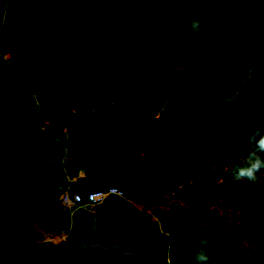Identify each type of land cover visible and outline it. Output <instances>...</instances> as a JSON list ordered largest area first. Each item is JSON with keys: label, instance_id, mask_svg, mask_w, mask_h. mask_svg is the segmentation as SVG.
<instances>
[{"label": "trees", "instance_id": "1", "mask_svg": "<svg viewBox=\"0 0 264 264\" xmlns=\"http://www.w3.org/2000/svg\"><path fill=\"white\" fill-rule=\"evenodd\" d=\"M257 126L264 0H0V197L69 264H264Z\"/></svg>", "mask_w": 264, "mask_h": 264}, {"label": "water", "instance_id": "2", "mask_svg": "<svg viewBox=\"0 0 264 264\" xmlns=\"http://www.w3.org/2000/svg\"><path fill=\"white\" fill-rule=\"evenodd\" d=\"M38 222L21 218L0 197V264H69L67 252Z\"/></svg>", "mask_w": 264, "mask_h": 264}, {"label": "clouds", "instance_id": "3", "mask_svg": "<svg viewBox=\"0 0 264 264\" xmlns=\"http://www.w3.org/2000/svg\"><path fill=\"white\" fill-rule=\"evenodd\" d=\"M168 3H188L190 0H167ZM195 2V0H191ZM189 26L193 32H200L203 28L202 22L198 19H191ZM259 126L251 130L248 135V141L252 145L251 151L246 155L239 157L233 166V178L236 180L246 179L251 182H256L260 177L258 173L264 171V135ZM201 245H207L206 240L200 241ZM208 260L206 251L203 249L198 251L194 257V264H203Z\"/></svg>", "mask_w": 264, "mask_h": 264}, {"label": "built area", "instance_id": "4", "mask_svg": "<svg viewBox=\"0 0 264 264\" xmlns=\"http://www.w3.org/2000/svg\"><path fill=\"white\" fill-rule=\"evenodd\" d=\"M72 181L73 179L71 177H68L67 185L60 186L62 190V203L65 207L71 210L77 207V203L79 201V196L76 195L75 197H72L70 195V184ZM110 194H118L122 196L123 192L115 186L110 187L108 190H96L89 194V201L91 205H95L97 203L103 202L105 198Z\"/></svg>", "mask_w": 264, "mask_h": 264}, {"label": "rangeland", "instance_id": "5", "mask_svg": "<svg viewBox=\"0 0 264 264\" xmlns=\"http://www.w3.org/2000/svg\"><path fill=\"white\" fill-rule=\"evenodd\" d=\"M66 237H67V234L65 232H58V233H53L50 239H52L55 243L59 244L61 241L65 240Z\"/></svg>", "mask_w": 264, "mask_h": 264}]
</instances>
